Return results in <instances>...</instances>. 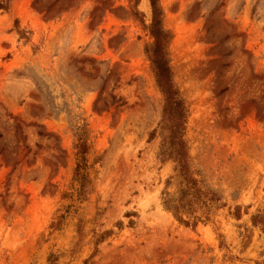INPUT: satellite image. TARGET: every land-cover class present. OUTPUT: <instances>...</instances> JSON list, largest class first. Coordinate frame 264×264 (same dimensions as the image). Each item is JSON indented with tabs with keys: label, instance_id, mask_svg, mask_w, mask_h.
<instances>
[{
	"label": "rangeland",
	"instance_id": "374dc122",
	"mask_svg": "<svg viewBox=\"0 0 264 264\" xmlns=\"http://www.w3.org/2000/svg\"><path fill=\"white\" fill-rule=\"evenodd\" d=\"M2 1L0 264H264V0H158L188 153L223 203L195 227L161 205L149 0Z\"/></svg>",
	"mask_w": 264,
	"mask_h": 264
},
{
	"label": "trees",
	"instance_id": "16d2710c",
	"mask_svg": "<svg viewBox=\"0 0 264 264\" xmlns=\"http://www.w3.org/2000/svg\"><path fill=\"white\" fill-rule=\"evenodd\" d=\"M37 1L40 0L33 2ZM149 4L151 17L147 30L152 40L145 45L144 52L149 60L155 84L161 93L162 103L159 121L149 133L148 139L158 136L156 158L161 163H174L173 173L165 179L161 190V205L179 224L195 227L200 222L209 221L211 214L223 206V203L221 196L206 183L201 170L189 156L184 137L188 108L173 81L169 65L168 45L171 34L163 27V15L158 0H149ZM50 5L45 6L43 10L48 12ZM5 6L1 0L0 8ZM78 136V152L81 156L86 152V146L81 134ZM82 175L80 173L81 177ZM253 221L260 224L264 231V212L255 214Z\"/></svg>",
	"mask_w": 264,
	"mask_h": 264
}]
</instances>
